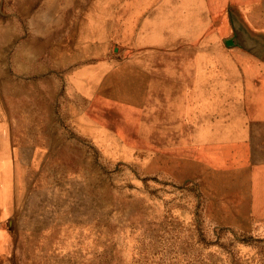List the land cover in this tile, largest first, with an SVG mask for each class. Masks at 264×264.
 <instances>
[{
	"label": "rangeland",
	"instance_id": "374dc122",
	"mask_svg": "<svg viewBox=\"0 0 264 264\" xmlns=\"http://www.w3.org/2000/svg\"><path fill=\"white\" fill-rule=\"evenodd\" d=\"M56 13L58 28L87 34L98 52L51 73L39 58L23 57L17 68L34 80V67L45 66L44 77L55 82L52 125L88 167L44 188L37 250L7 239L19 225L13 213L0 219V264H264V219L242 210L243 195L228 184L234 173L225 149L211 141L216 132L184 131L178 115L137 114L129 84L130 0H59ZM27 16L0 0V24L10 29L3 45L10 71L12 56L32 36ZM223 44L240 42L231 34ZM107 47L105 57H93ZM111 59L115 65H95ZM77 70L91 81L77 78ZM74 80L86 85L79 89ZM105 81L111 84L102 94ZM69 105L77 109L72 115Z\"/></svg>",
	"mask_w": 264,
	"mask_h": 264
},
{
	"label": "crops",
	"instance_id": "0c3cea01",
	"mask_svg": "<svg viewBox=\"0 0 264 264\" xmlns=\"http://www.w3.org/2000/svg\"><path fill=\"white\" fill-rule=\"evenodd\" d=\"M130 17L137 114L178 115L184 131L216 132L211 141L225 149L242 210L264 219V0H130ZM231 34L239 46H224ZM110 84L99 83L102 94Z\"/></svg>",
	"mask_w": 264,
	"mask_h": 264
},
{
	"label": "bare ground",
	"instance_id": "6f19581e",
	"mask_svg": "<svg viewBox=\"0 0 264 264\" xmlns=\"http://www.w3.org/2000/svg\"><path fill=\"white\" fill-rule=\"evenodd\" d=\"M11 1L19 13L28 14L25 20L32 36H25L28 48L12 56L15 70L10 71L3 47L10 29L0 24V219L13 213L19 223L17 233H7L6 237L25 241L32 251L36 249L37 226L43 220L40 202L44 188L51 180L68 181L72 177L69 173H85L88 166L81 160L82 153L68 145L52 125L55 82L52 77H44L45 66L34 67L32 73L37 75L34 80H25L18 68L23 57L29 62L39 58L40 63H48L47 71L51 73L60 67L67 69L72 61L98 51L86 38L87 34L79 30L70 36L69 26L57 27L59 0H23V7L19 0ZM42 15L47 17L42 20ZM73 49L86 54L72 56L69 52ZM97 71L98 77L104 75L101 69ZM67 79V84H71V79ZM85 85L83 81L78 88ZM68 108L70 115L77 110L72 105Z\"/></svg>",
	"mask_w": 264,
	"mask_h": 264
},
{
	"label": "water",
	"instance_id": "95a60500",
	"mask_svg": "<svg viewBox=\"0 0 264 264\" xmlns=\"http://www.w3.org/2000/svg\"><path fill=\"white\" fill-rule=\"evenodd\" d=\"M233 43V41L231 40V39H229V40H227V44H232Z\"/></svg>",
	"mask_w": 264,
	"mask_h": 264
}]
</instances>
